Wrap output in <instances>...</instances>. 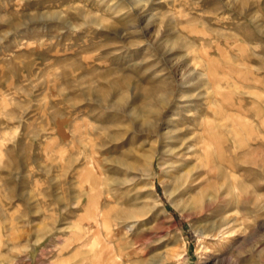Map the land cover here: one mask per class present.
I'll return each mask as SVG.
<instances>
[{
    "label": "rangeland",
    "instance_id": "rangeland-1",
    "mask_svg": "<svg viewBox=\"0 0 264 264\" xmlns=\"http://www.w3.org/2000/svg\"><path fill=\"white\" fill-rule=\"evenodd\" d=\"M261 159L264 0H0V264H264Z\"/></svg>",
    "mask_w": 264,
    "mask_h": 264
},
{
    "label": "bare ground",
    "instance_id": "bare-ground-1",
    "mask_svg": "<svg viewBox=\"0 0 264 264\" xmlns=\"http://www.w3.org/2000/svg\"><path fill=\"white\" fill-rule=\"evenodd\" d=\"M250 149H251V148H250ZM169 152H170V150H167V151L165 150V151H163V152H161V153H160V152H156V153H154L153 156L150 158L149 163L147 162V163L149 164V166H150V169H153L154 161H155V159H156L157 157H159V156L162 155V154L169 153ZM171 153H173V152H171ZM255 155H257V153H256ZM258 157H259V156H258ZM258 157H257V158H258ZM250 158H251V157H250ZM258 160H259V159H258ZM258 160H257V161H258ZM261 160H262V159H261ZM245 161H246V160H245ZM245 161H244V162H245ZM262 161H263V160H262ZM244 162H243V163H244ZM250 162H251V161H250ZM254 162H256V159H255ZM263 162H264V161H263ZM252 163H253V162H252ZM148 164H147V165H148ZM245 164H246V163H245ZM261 164H262V162H261ZM256 165H258V164H256ZM256 165H255V167H257ZM258 168H260V167H258ZM149 171H150V170H149ZM253 171H254V170H253ZM262 171H263V170H262ZM190 173H191V172H190ZM188 175H189V174H188ZM184 176H185V175H184ZM180 179H182V178H180ZM180 179L178 180V182L180 181ZM188 179H189V178H186V180H184V181H187ZM180 182H181V181H180ZM181 183H182V182H181ZM184 183H185V182H184ZM175 184H176V182H175ZM179 184H180V183H179ZM176 185H177V184H176ZM198 202H199V200L195 198L194 203L192 204V208H191L192 210L195 209V205H196Z\"/></svg>",
    "mask_w": 264,
    "mask_h": 264
}]
</instances>
